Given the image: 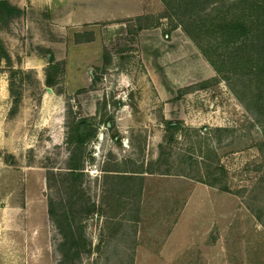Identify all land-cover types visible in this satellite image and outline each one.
<instances>
[{"label": "rangeland", "instance_id": "374dc122", "mask_svg": "<svg viewBox=\"0 0 264 264\" xmlns=\"http://www.w3.org/2000/svg\"><path fill=\"white\" fill-rule=\"evenodd\" d=\"M253 1H197L185 18L250 17ZM61 8L0 28V264H58L50 198L86 238L72 264H264V23L228 45L199 37L217 71L180 26L164 36L177 15L162 0L87 21ZM82 118L96 131L68 186Z\"/></svg>", "mask_w": 264, "mask_h": 264}, {"label": "trees", "instance_id": "16d2710c", "mask_svg": "<svg viewBox=\"0 0 264 264\" xmlns=\"http://www.w3.org/2000/svg\"><path fill=\"white\" fill-rule=\"evenodd\" d=\"M166 7L174 9L177 17H170V26L163 30V34L166 38H169L170 32L176 27H181L194 41L198 43L201 48L202 53L211 63V65L220 71L221 67L218 65L217 61L212 57L211 52L207 48H204L203 43L200 41V36L213 35L219 39V42L224 45H228L233 42H237L245 37H247L252 28H259L260 25L264 23V0H255L251 3V13L250 17L244 16L243 13L222 15L218 17H213L210 20L205 19H195V18H185L187 15V7L190 5H195L197 1L208 3L211 0H162ZM179 8V9H178ZM24 9L21 8L16 3L11 0H0V28L9 22V19L15 16H20L23 14ZM260 36L258 31H254L252 39ZM49 66L46 69L45 81L47 84L52 85L56 82V73L62 71L61 61L54 60L53 54L49 57ZM179 122L169 121L167 127L171 129L169 137L172 138L174 133L179 129ZM95 124L94 122H89L87 118H82L77 120L72 126L71 133L68 136V141H75L77 147L70 154L66 168L63 172H60V176L66 178L68 186L74 185L70 184V178L72 180H78L82 176V162H81V152L82 145L90 137L95 135ZM222 169L223 166H222ZM209 184L215 183L218 177L214 175L211 178ZM220 189L229 190V186L221 184ZM98 210V206L94 201H92L87 209V213H92ZM48 213L54 220L56 226L58 227L61 239L58 242V250L60 251L61 257L58 264H72L74 254H78L80 248L87 244L86 238L83 234L82 229L79 231L74 229V220L70 218L67 209L62 210V214L55 213L54 204L52 199L48 200Z\"/></svg>", "mask_w": 264, "mask_h": 264}, {"label": "crops", "instance_id": "0c3cea01", "mask_svg": "<svg viewBox=\"0 0 264 264\" xmlns=\"http://www.w3.org/2000/svg\"><path fill=\"white\" fill-rule=\"evenodd\" d=\"M20 7L27 10L30 7L47 8L51 11H56L62 6L60 11L65 13H78L83 21L91 18H97V15L104 12L105 5H112L115 0H15ZM120 11H131L129 8L136 4V0H117ZM65 8H67L65 10ZM71 10V11H70ZM78 17V18H79Z\"/></svg>", "mask_w": 264, "mask_h": 264}, {"label": "water", "instance_id": "95a60500", "mask_svg": "<svg viewBox=\"0 0 264 264\" xmlns=\"http://www.w3.org/2000/svg\"><path fill=\"white\" fill-rule=\"evenodd\" d=\"M47 88H48L49 90H52V87H50V86H48Z\"/></svg>", "mask_w": 264, "mask_h": 264}, {"label": "flooded vegetation", "instance_id": "af4514ba", "mask_svg": "<svg viewBox=\"0 0 264 264\" xmlns=\"http://www.w3.org/2000/svg\"><path fill=\"white\" fill-rule=\"evenodd\" d=\"M87 120H88L89 122H92L89 118H87Z\"/></svg>", "mask_w": 264, "mask_h": 264}]
</instances>
